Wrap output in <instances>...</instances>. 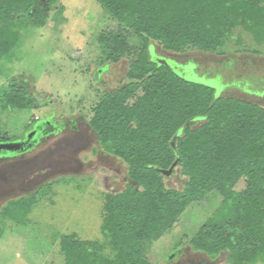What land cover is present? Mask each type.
<instances>
[{"label": "trees", "instance_id": "obj_1", "mask_svg": "<svg viewBox=\"0 0 264 264\" xmlns=\"http://www.w3.org/2000/svg\"><path fill=\"white\" fill-rule=\"evenodd\" d=\"M96 1L119 25L117 33L101 35L103 54L112 63L125 56L133 60L128 82L102 93L89 125L101 149L125 163L131 184L105 196L103 241L60 236L64 263L152 264L148 254L154 242L209 196L221 197V202L190 247L211 259L225 253L229 264L264 263V106L216 97L213 87L153 60L151 43L175 54L216 52L241 30L262 46L264 0ZM60 2L0 0V62L13 57L23 32L43 28ZM131 37L137 45L130 44ZM37 105L13 78L0 89V110ZM189 120L194 121L182 131ZM177 158L186 177L182 190L168 188L161 173ZM242 179L245 188L236 191ZM51 188L46 184L9 201L4 218L25 225Z\"/></svg>", "mask_w": 264, "mask_h": 264}, {"label": "rangeland", "instance_id": "obj_2", "mask_svg": "<svg viewBox=\"0 0 264 264\" xmlns=\"http://www.w3.org/2000/svg\"><path fill=\"white\" fill-rule=\"evenodd\" d=\"M51 16L43 28L23 32L13 57L0 62V89L13 78L38 101L35 108L0 110V139H26L49 121L55 129L32 149L0 159V264H65L61 235L103 241L105 196L131 184L125 163L101 149L89 125L102 93L128 82L133 56L112 63L100 41L103 34L117 33L119 25L96 0H61ZM129 42L135 46L138 41L131 37ZM151 43L153 60L172 62L183 77L213 87L216 97L264 106V45L251 35L236 30L229 44L216 52L189 49L175 54ZM185 182L178 167L166 178L171 189L182 190ZM46 184L52 188L40 197L25 225L4 218L9 201ZM244 188L242 179L234 189ZM220 202L221 197L209 196L192 205L150 247L151 263L229 264L225 253L211 259L189 245Z\"/></svg>", "mask_w": 264, "mask_h": 264}, {"label": "water", "instance_id": "obj_3", "mask_svg": "<svg viewBox=\"0 0 264 264\" xmlns=\"http://www.w3.org/2000/svg\"><path fill=\"white\" fill-rule=\"evenodd\" d=\"M160 65H164L169 69H177L174 64L169 63L167 60L164 59H157L156 60ZM194 120H189L185 126L183 127L182 131L186 128H188L191 123ZM40 126V125H39ZM39 126L35 127V130H33L30 135L25 140H19L15 142H0V157H7V156H14L21 153H24L34 147V142H31L28 146L24 145L33 138L35 133L39 130ZM180 138V134L175 135L171 142V146L173 149H175L176 141ZM179 163V158H177L174 163L171 165V167L167 170H161L162 175H164L166 178L170 177L175 169L177 168Z\"/></svg>", "mask_w": 264, "mask_h": 264}, {"label": "flooded vegetation", "instance_id": "obj_4", "mask_svg": "<svg viewBox=\"0 0 264 264\" xmlns=\"http://www.w3.org/2000/svg\"><path fill=\"white\" fill-rule=\"evenodd\" d=\"M170 63L173 64L172 62H170ZM69 123L74 125V124H76V121L71 120V121H69ZM33 130H35V128ZM53 130H55V129L53 128V125H51L50 121L45 123V124L44 123L41 124L39 126V130L35 133V135L33 136V139H32V142H34V146L39 143V140H40V138H42V136H45L49 131H53ZM21 140H25V138H23ZM1 158H6V157H0V159Z\"/></svg>", "mask_w": 264, "mask_h": 264}, {"label": "bare ground", "instance_id": "obj_5", "mask_svg": "<svg viewBox=\"0 0 264 264\" xmlns=\"http://www.w3.org/2000/svg\"><path fill=\"white\" fill-rule=\"evenodd\" d=\"M32 139H33V138H31V140L28 141V142L24 145V147H25V146H28V145L32 142Z\"/></svg>", "mask_w": 264, "mask_h": 264}]
</instances>
